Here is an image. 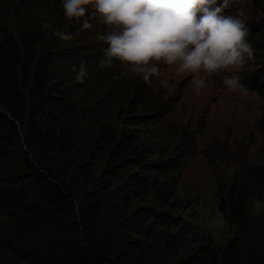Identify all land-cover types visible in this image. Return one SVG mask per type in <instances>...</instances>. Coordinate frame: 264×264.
Instances as JSON below:
<instances>
[{
	"label": "trees",
	"instance_id": "obj_1",
	"mask_svg": "<svg viewBox=\"0 0 264 264\" xmlns=\"http://www.w3.org/2000/svg\"><path fill=\"white\" fill-rule=\"evenodd\" d=\"M46 42L0 30V264H264V210L251 208L264 204V165L242 156L233 177L218 182L219 210L235 227L218 252L210 234L176 214L178 183L196 152L154 160V144L134 132L106 133L91 148L95 139L69 122L75 111L55 88ZM118 87L135 110L160 115L169 106L140 79Z\"/></svg>",
	"mask_w": 264,
	"mask_h": 264
},
{
	"label": "rangeland",
	"instance_id": "obj_2",
	"mask_svg": "<svg viewBox=\"0 0 264 264\" xmlns=\"http://www.w3.org/2000/svg\"><path fill=\"white\" fill-rule=\"evenodd\" d=\"M226 14H235V9ZM246 15L247 39L254 49V58L234 74L240 77L247 91H228L222 86L224 73H218L196 95L191 90V74L177 75L176 66L161 64L163 83L154 79L150 86L153 94L169 105L159 115L150 110H135L134 97L118 87L124 77L129 83L139 79L145 83L142 77L131 74L119 61L100 70L99 61L107 45L97 36L106 31L104 25L93 21L94 29L82 31L80 24L64 17L62 0H0V30L18 36L34 34L47 40L43 55L51 61L55 88L69 96L74 108L69 122L81 136L95 139L91 148L100 139L104 143L107 134L134 132L154 144L158 150L152 155L154 160H179L196 152L189 158L178 183L176 214L199 233L210 234L220 253L231 240L235 227L219 210L217 184L233 177L242 156L251 165H264V86L258 90L252 88L264 81V50L257 46L258 42H264V0H251ZM45 21L52 24V29L42 30ZM56 28L73 33L74 39L59 40L53 35ZM81 60L88 73L83 83L74 79L76 73L72 71ZM35 103L25 101L29 115ZM147 116L151 118L146 119ZM200 130L195 143L187 141L190 133ZM22 131L30 141L36 139L29 126ZM194 144L197 150L189 148ZM251 208L258 213L264 210V204L254 201Z\"/></svg>",
	"mask_w": 264,
	"mask_h": 264
},
{
	"label": "clouds",
	"instance_id": "obj_3",
	"mask_svg": "<svg viewBox=\"0 0 264 264\" xmlns=\"http://www.w3.org/2000/svg\"><path fill=\"white\" fill-rule=\"evenodd\" d=\"M251 0H62L69 22L92 30L93 21L106 27L97 39L107 45L99 61L101 71L114 61L142 77L149 87L161 80L162 68L176 66V74H191V90L200 95L207 81L224 73L222 86L231 92L247 87L234 73L254 58L248 41L246 8ZM235 9V14L232 10ZM42 30L52 29L45 21ZM61 41L74 34L56 28ZM74 79L83 83L87 76L83 60L74 65ZM161 83L163 81L161 80Z\"/></svg>",
	"mask_w": 264,
	"mask_h": 264
},
{
	"label": "water",
	"instance_id": "obj_4",
	"mask_svg": "<svg viewBox=\"0 0 264 264\" xmlns=\"http://www.w3.org/2000/svg\"><path fill=\"white\" fill-rule=\"evenodd\" d=\"M146 119H149V118H151L150 116H147V117H145Z\"/></svg>",
	"mask_w": 264,
	"mask_h": 264
}]
</instances>
